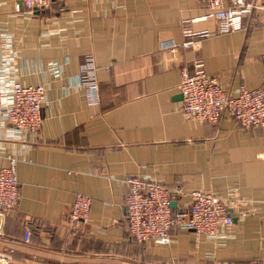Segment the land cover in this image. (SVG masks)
I'll return each instance as SVG.
<instances>
[{"label": "crops", "instance_id": "1", "mask_svg": "<svg viewBox=\"0 0 264 264\" xmlns=\"http://www.w3.org/2000/svg\"><path fill=\"white\" fill-rule=\"evenodd\" d=\"M207 1L52 0L16 12L17 0H5L0 29L14 37L19 80L48 87L40 132L4 142L0 153V170L17 157L20 184L17 207L0 216V254L12 256L8 263L264 264V127L244 128L228 114L218 123L188 119L180 92L182 68L194 72L198 59L231 92L262 86L264 15L183 48L184 27L216 30L214 20H201ZM86 57L98 69L95 106L78 83ZM131 175L247 202L232 210L223 246L179 229L170 246L142 244L127 232L123 180ZM78 193L92 206L90 221L76 231L69 211Z\"/></svg>", "mask_w": 264, "mask_h": 264}, {"label": "built area", "instance_id": "2", "mask_svg": "<svg viewBox=\"0 0 264 264\" xmlns=\"http://www.w3.org/2000/svg\"><path fill=\"white\" fill-rule=\"evenodd\" d=\"M4 2L0 0V8ZM51 3L52 0H17L15 10L43 9ZM207 7L201 20H214L216 30L192 32L184 27L183 48L196 47L204 37L238 31L255 12L264 15V0H208ZM18 59L13 35L0 29V153L5 150L4 142H25L31 134H38L43 125V104L48 87L24 85L18 77ZM52 67L59 75L60 66L52 63ZM194 68V72L187 66L181 70V110L186 118L218 123L224 114H228L244 128L264 127V84L255 89L243 85L231 92L207 72L203 59L196 60ZM97 70L94 60L86 57L78 73L79 87L90 106L101 102ZM7 160L8 164L0 170V216L15 209L20 198L17 157L8 156ZM123 182L129 190L126 197L127 232L131 239L142 244L170 246L172 231L179 229L194 231L223 246L234 226L232 210L247 202L240 195L222 198L202 190L169 188L151 176L131 175ZM182 198L188 202L178 207ZM173 202L176 207L172 206ZM91 206L89 196L76 195L69 211L72 229L78 231L90 221ZM31 237L32 231L28 229L25 242L29 243ZM0 257L5 262L12 259L8 253L0 254Z\"/></svg>", "mask_w": 264, "mask_h": 264}, {"label": "water", "instance_id": "3", "mask_svg": "<svg viewBox=\"0 0 264 264\" xmlns=\"http://www.w3.org/2000/svg\"><path fill=\"white\" fill-rule=\"evenodd\" d=\"M172 206L175 207L176 206V202H173L172 203ZM0 264H11V263H8V262H5V261L0 260Z\"/></svg>", "mask_w": 264, "mask_h": 264}]
</instances>
